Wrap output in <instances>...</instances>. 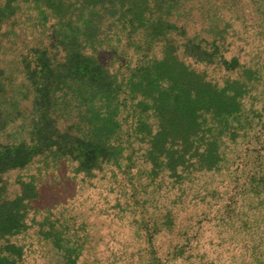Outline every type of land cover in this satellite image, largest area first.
I'll return each instance as SVG.
<instances>
[{"label":"rangeland","instance_id":"1","mask_svg":"<svg viewBox=\"0 0 264 264\" xmlns=\"http://www.w3.org/2000/svg\"><path fill=\"white\" fill-rule=\"evenodd\" d=\"M0 264H264V0H0Z\"/></svg>","mask_w":264,"mask_h":264},{"label":"trees","instance_id":"2","mask_svg":"<svg viewBox=\"0 0 264 264\" xmlns=\"http://www.w3.org/2000/svg\"><path fill=\"white\" fill-rule=\"evenodd\" d=\"M237 61V60H236ZM236 64L238 65V62H236ZM86 76L89 77L90 80H96V81H101L103 82V87L105 85V76H103V73L101 71L98 72H90L87 70L86 72ZM160 79L159 76H150L149 80H158ZM179 81V80H178ZM111 86V85H110ZM111 92H113L112 90H110ZM119 91L117 92L116 96L114 97V99H117V97L119 96ZM174 93V98L179 101L178 102V111H179V117L181 118V120H185V116L183 115V112L185 110V108H187L189 105H191L194 100H191V96L188 94H184L181 90L178 94H176L175 91L171 90L170 94ZM101 99L103 101H105L106 103L109 104L110 102V96H106L104 93L101 94ZM191 119V118H190ZM25 155V153H23ZM65 154H60L59 158H65L66 156H64ZM26 163L22 162L21 166L23 167Z\"/></svg>","mask_w":264,"mask_h":264}]
</instances>
